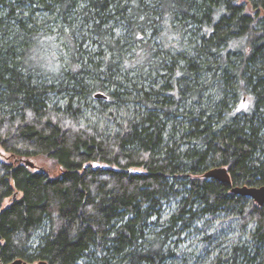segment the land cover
<instances>
[{"label":"trees","instance_id":"obj_1","mask_svg":"<svg viewBox=\"0 0 264 264\" xmlns=\"http://www.w3.org/2000/svg\"><path fill=\"white\" fill-rule=\"evenodd\" d=\"M76 7L100 61L79 64ZM155 44L159 86L145 75L131 110L115 59L142 71ZM87 97L120 101L113 129L83 122ZM0 149L3 264H168L196 234L215 242L200 264H264V204L231 192L264 185V0H0ZM217 166L230 183L203 176Z\"/></svg>","mask_w":264,"mask_h":264},{"label":"rangeland","instance_id":"obj_2","mask_svg":"<svg viewBox=\"0 0 264 264\" xmlns=\"http://www.w3.org/2000/svg\"><path fill=\"white\" fill-rule=\"evenodd\" d=\"M239 2L243 1V0H238ZM79 7H76L73 12L74 14H72V18H73V26L76 29V37H78V41H83V45L81 47V49L85 52L81 53V57L82 59L79 60V64H84L86 63L87 60H89L88 58H93L95 61H100L101 57L100 55H96L97 51L100 49V47H98V45L96 44L95 39L90 37L89 31L86 29L85 26H83L84 22L82 21V15L80 16L79 12H80ZM39 13V12H38ZM39 20H44V17H39ZM38 21V22H40ZM113 24V22L111 23ZM31 25V23H30ZM83 26V27H82ZM118 26V27H116ZM116 26L113 27V25H111L110 27H113L114 32L117 35H120L122 33H124L123 27L119 24L116 23ZM45 28L47 29V32L50 34H53L52 36H54V38L56 39L57 43L59 44V50H57L58 54H59V60L60 63L62 65V68L64 70L68 69L69 66V61H70V54H69V46H68V42L66 39V35L70 32L69 27H64V25L61 23L60 20L55 21V23H50L49 25H45ZM60 29L62 30L60 32ZM35 31L37 33H40L41 28L37 27V25H35ZM44 31V30H42ZM151 32V30L149 31ZM84 35V37L86 38L83 39L82 36ZM189 35V33H187V35H185V37H187ZM152 39L155 41V43H159L160 40L157 38V36L152 35L151 36ZM187 41V39H186ZM185 41V44H186ZM157 45L156 50H158L160 52L159 59H154L151 62H148L144 65V68L142 71L139 70L138 65H134L133 63H130V67L129 68H124L121 64V60L119 57H117L115 59L116 63H117V68L114 69L115 72H117V79L118 80H122V84H123V88L129 92L127 95V98L130 99V101L126 104H128L129 107H131V110H134L136 106H138V102L136 101V96H138L139 92L137 90H134V85L140 88L143 87V83L148 87L150 86V80H143V77H145V75H149L151 76V80L153 81L156 74H158L160 71V69L158 70V64H160V59L162 58H166V54L161 50V44H155ZM102 48V47H101ZM134 48H131V46L127 45L126 47H124L123 51L125 52V57L126 58H130L133 54H134ZM185 48L183 49L184 52ZM171 55L176 54L177 51H175V48H171L170 49ZM168 58V57H167ZM157 65V66H156ZM119 66V68H118ZM53 75H55L54 72H56V69L51 68ZM126 71V72H125ZM80 75V74H79ZM81 76L84 77V81L86 80L87 75L86 74H81ZM156 83L155 86L153 88H157L159 86V80L156 79ZM60 81V80H59ZM88 81V80H87ZM58 81L53 80L52 77H47V79L45 80V83H47L46 85L48 86L49 84L56 86ZM138 82V83H137ZM154 82V81H153ZM114 90V89H111ZM56 97L54 98V100H59V96L55 95ZM134 101V102H132ZM87 104L86 107H84V123L88 124V123H96L98 124L100 127L102 126H106L107 130H111L115 127V121L113 120L115 117L120 118L122 117V113L120 112L121 110V106H119L120 101H111V100H107L105 99L104 101H102L101 103H99L97 100H95L94 98H90L87 97L85 98V102ZM122 103V102H121ZM125 103V102H124ZM102 112H101V111ZM6 156V153L4 151H2L0 149V159H3ZM217 222H214L213 225L211 226V230L216 229L217 226ZM224 224V223H223ZM250 229V228H249ZM237 229L236 226L234 224H230L229 226L226 225L225 228L223 229V233L220 234L219 238H218V242H221L223 245L229 241H231L233 238H235V240L237 239ZM198 235V236H197ZM200 234H196V235H191L189 237H183V240L179 243V246L177 249H175V252L178 256V259L176 260V262L171 263L169 262L168 264H181V262H183V258H187V262L189 261H196V263H199L200 260H202L203 258H206V256L210 257L212 255V247L215 244V242L212 245H204L203 241L200 239ZM248 237V236H245ZM241 238V240L246 239V238ZM200 264V263H199Z\"/></svg>","mask_w":264,"mask_h":264},{"label":"water","instance_id":"obj_3","mask_svg":"<svg viewBox=\"0 0 264 264\" xmlns=\"http://www.w3.org/2000/svg\"><path fill=\"white\" fill-rule=\"evenodd\" d=\"M97 97H101V94H97ZM26 164L33 166L30 161H26ZM204 177L214 178L223 183H230V177L228 170L225 166H217L213 168H209L203 174ZM231 192H234L239 195L250 197L254 202L258 205L264 204V185L262 186H234L231 188ZM15 194L13 195V197ZM0 264H3L0 262ZM6 264H48L46 261L40 260L38 262H27L22 259H15Z\"/></svg>","mask_w":264,"mask_h":264},{"label":"bare ground","instance_id":"obj_4","mask_svg":"<svg viewBox=\"0 0 264 264\" xmlns=\"http://www.w3.org/2000/svg\"><path fill=\"white\" fill-rule=\"evenodd\" d=\"M97 94H100V93H97ZM97 94H96V95H97ZM102 96H103V95H102ZM102 96H101V97H102ZM103 98H105V97H103ZM20 259H21V258H20Z\"/></svg>","mask_w":264,"mask_h":264}]
</instances>
